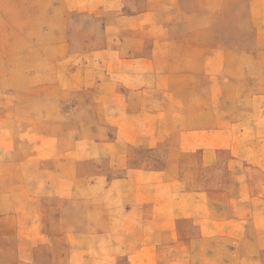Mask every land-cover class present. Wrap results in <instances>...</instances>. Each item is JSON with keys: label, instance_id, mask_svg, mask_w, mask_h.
<instances>
[{"label": "crops", "instance_id": "obj_1", "mask_svg": "<svg viewBox=\"0 0 264 264\" xmlns=\"http://www.w3.org/2000/svg\"><path fill=\"white\" fill-rule=\"evenodd\" d=\"M61 1L55 57L25 60L39 102L0 126V264H176L209 237L264 248V0ZM228 33L243 37H205ZM47 198L67 203L49 257Z\"/></svg>", "mask_w": 264, "mask_h": 264}, {"label": "rangeland", "instance_id": "obj_2", "mask_svg": "<svg viewBox=\"0 0 264 264\" xmlns=\"http://www.w3.org/2000/svg\"><path fill=\"white\" fill-rule=\"evenodd\" d=\"M65 5L66 3H62L61 0H0V103L2 107L13 105L16 110L15 115L0 114V126H9L11 122H15L16 126H25L30 117L27 111L31 110L34 102H39L37 99L29 98L27 94L31 91H39V83L36 80L39 68L30 66L29 62L25 63V60H39L42 53L48 59L55 57V43L58 39L57 20L63 17V6ZM231 26L232 23H229L226 28H231ZM225 30L231 31V29ZM61 32L66 35V28L59 29V33ZM79 37L74 36L75 43H79ZM205 37L209 44H215L218 41L228 46L240 42L243 36L228 33ZM81 38H85V36H81ZM41 45L45 46V50L40 51ZM214 70L215 68H209V71ZM39 135L37 132H29L21 127L16 138L35 141L39 139ZM6 137L7 132L0 130V141ZM47 144L51 146V140H48ZM5 148L0 146V158L6 156L7 152L2 151ZM37 150V147L33 148L32 154L37 153ZM22 151V148H16L13 155L17 161L13 164L16 169L10 168L15 169L21 175L27 172L28 176L32 177L34 185L35 182H39L35 175L39 168L36 164H30L28 167L21 165ZM8 170L6 164L0 163V172L6 174ZM210 174L214 178L215 171ZM211 182L214 186L215 180ZM42 206L44 218L48 221L44 230L48 235H51L45 244L49 257L51 249H55L56 236L64 229L61 219L66 211L67 203L59 202L55 198H47ZM79 215L82 222L86 212L80 211ZM261 245L260 243L254 245L247 242L233 244L212 240L209 237L207 242L197 241L176 246L172 253L185 258L172 261L176 260V264H264V248ZM169 250L165 248V254H168ZM253 254L255 258L252 257ZM168 259L161 255L160 264H167ZM119 264H129V260L123 252L120 254Z\"/></svg>", "mask_w": 264, "mask_h": 264}]
</instances>
